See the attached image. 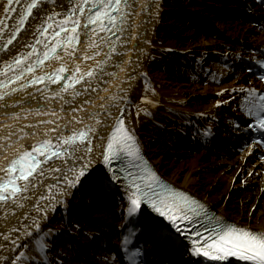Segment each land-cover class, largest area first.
<instances>
[{
    "label": "bare ground",
    "instance_id": "obj_1",
    "mask_svg": "<svg viewBox=\"0 0 264 264\" xmlns=\"http://www.w3.org/2000/svg\"><path fill=\"white\" fill-rule=\"evenodd\" d=\"M30 1L20 0V5L16 7V11L11 16L5 17L2 12L4 0H0V18L4 20V30L0 33L3 39L0 40V44L8 42L9 36L15 31V26L18 23L20 7H25L26 3ZM204 1L201 0L200 2ZM215 1L220 8L226 7L223 0ZM70 3L74 4L76 0H42L38 3L42 9L37 11L34 8L16 40L7 49L0 50V69H3L5 61H8L18 52L30 50L36 40L37 26L41 24L42 18H46L45 12L66 14ZM127 5L125 21L118 23L116 29H111L110 33H105L90 28V30L96 31V36H92L89 32L88 38H86L85 29H82L81 26L79 44L74 48L69 47L67 51L61 48L55 54L61 57L60 60H56L54 55L35 73L39 75L41 71L52 72L59 65H64L71 74L74 64L79 65L83 71L92 67L106 53H109L106 63L98 69L93 68V77L85 76L77 86L62 92L61 96L52 95V92L61 86L48 83L40 86L31 85L23 89L16 87L17 84L24 83L23 80L9 86L16 87L15 92L8 93L9 87L2 89L7 95L0 97V167L7 159H11L16 151H22L23 148L30 149L36 142L45 138L50 139L52 144L56 145L60 143L56 139L57 136L67 137L73 129L89 124L96 128V132L92 135L91 153L86 152L87 143H77L79 147L76 156L86 155L88 159L69 160L65 163V157L57 156L49 160L40 168V171L30 177L33 187L22 194L23 199L19 205L7 201L3 203V206H0V244H3V247H0V257L4 259L12 256L13 253L18 256L21 245H29L31 252L28 253L30 254L28 261L35 259L42 262L41 254L35 247L34 239L22 235L23 225H27L31 229L32 219L30 217L37 216L35 209L30 206L38 204L43 207L46 203L51 204L50 207L46 208V211L38 214L45 217L39 223L41 229L49 232V235L44 237L45 243L52 237L56 238L55 233L57 231L50 228L53 214L58 210L67 214L76 208L77 205L73 199L74 194L78 192L83 194L86 193L85 191L90 192L91 189H94L93 186H90L92 181L90 177L109 174V170L104 166L102 160L103 145L106 143V137L110 134L111 127L115 123V118L120 114L121 108L123 109L122 116L125 126L133 129L138 142L144 145L147 135L146 129L156 127L166 129V125L176 126L178 124L193 126L198 122H210V119L218 120L219 115L228 113L224 107L235 106L236 100L242 92L256 88L257 82L253 77L245 73L226 76L224 74H227V71L224 68L218 70L221 74L220 77L211 75L217 67L210 69L203 84L197 77L191 75L168 80L170 77L167 74H150V66L152 54L156 49L174 50L182 55L201 52L205 55L213 53L220 57H235L239 53H244L245 47L248 45L264 46V30L242 24L241 21L226 20L227 18L224 17L216 26L221 31V35L227 33L230 40H235L225 44L223 40L216 39L214 36L212 38L204 36V33L198 35L194 29L185 31V26H181L180 23H184L186 20L178 10L167 17L164 16L166 11L170 12V9L166 8V0H127ZM215 14L209 15L208 18H217ZM198 16L201 18L203 15L198 14ZM60 18L59 16L53 17L54 20ZM165 18L169 20L166 26L171 27L172 31L169 37L162 39L159 36V29L165 27ZM203 22V20L195 21L194 24L200 29L204 25L208 27V24ZM203 31L207 33L205 29ZM97 37H106V42L100 44ZM162 40H165V44H162L164 42ZM89 41L93 43L92 47L88 46ZM109 42L115 45V49L111 52L108 47ZM43 48L44 42L38 44L37 52L40 53ZM94 49H99L98 55L91 56L90 59L85 60L81 55V53L90 55ZM8 74L10 75V73ZM4 79L5 75L0 74V80ZM215 79L219 80L215 81ZM85 83L88 87H84ZM112 95L119 99L115 101L109 99ZM142 97L148 99L145 100ZM212 97L215 100H211ZM217 97L218 99H216ZM196 98L207 100L209 103H197L194 101ZM218 101L219 103H217ZM101 104L105 105V108L112 105L110 116L107 111L100 109L99 105ZM234 108L236 109V106ZM143 109H146L150 114H146ZM93 112L99 115V120L89 119ZM72 117L78 119L72 120ZM37 121H45V123H37ZM68 121L71 122L68 123ZM47 129H55V131L46 132ZM5 137H10L12 143L9 144L8 140L4 139ZM168 152L159 147L153 152L151 150L149 154L155 168L170 185L204 201L223 217L235 221L237 225L254 230H264V220L261 223L259 218L264 217V162L252 159L248 151L228 157L215 158L206 152L188 154L186 150L184 153L187 154H182L184 163L182 162L178 168L174 169L173 163L166 161L169 158ZM73 164L76 165L77 169L82 165L86 166L84 176L78 177L79 182L72 187L66 183L59 185L65 189V193L57 192L53 188L52 195L59 197L56 202L41 199L42 195L46 197L49 193L46 186L63 181L64 176L67 175L65 170L71 168ZM57 168L62 171H56ZM201 177L206 178L203 180L207 184L210 182L211 186H214L207 189L209 193L217 192L216 195L221 197V189H225V193L235 198L234 203H238V205H218L220 199L215 200L208 195L200 196L199 189L206 185L200 179ZM3 178L5 175L0 173V180ZM117 188L123 192L122 188L117 186L115 189ZM97 190L110 195V190L102 187ZM89 205L95 206V202ZM236 207L238 213L235 214L233 210ZM25 213L28 215L26 216ZM98 217H101L104 222L103 216L99 215ZM109 224L114 226L112 222ZM10 228L14 230L9 232ZM15 229H19V231ZM33 231L39 230L33 229ZM53 234L55 235L53 236ZM103 234H105L103 229H93L90 234L85 235L80 240L81 245L85 246L86 254L91 255V244H94L96 239ZM17 237H19V242L13 245V241ZM22 250L25 251V248ZM49 261L47 262L49 263ZM91 262L94 264H111L106 255L101 252Z\"/></svg>",
    "mask_w": 264,
    "mask_h": 264
},
{
    "label": "snow or ice",
    "instance_id": "obj_2",
    "mask_svg": "<svg viewBox=\"0 0 264 264\" xmlns=\"http://www.w3.org/2000/svg\"><path fill=\"white\" fill-rule=\"evenodd\" d=\"M259 2L264 4V0H259ZM19 5L20 0H4L2 7L4 16H11ZM127 7V0H76V3H70V7L66 10L67 14L45 12L46 18H42L41 24L37 26V45L44 42L45 35L48 36L49 40H52L53 37L55 39L50 44H45L41 53L37 52V45H32L30 50L18 52L4 62L3 69H0V74L5 75V79L0 80V97L7 95L2 89L21 79L24 83L17 84L16 87L23 89L27 85H35L41 83V81L52 82L54 77L55 81H61L63 86L53 91L52 95L61 96V93L70 87V82L75 84L83 80L85 76L93 77V68L98 69L106 63L109 53H106L92 67L83 71L79 65L74 64L71 74L68 76L61 75L69 71L63 65L57 71L51 73L41 71L40 75H36L34 69L41 68L43 61L49 59L57 48H64L67 51L69 47H75V42L79 37L77 29L81 23V15L84 17L85 37L88 38L89 32H91L92 36H96V31L87 28L88 24L94 25L99 31L110 33L111 29L118 27V23L125 21V9ZM34 8L37 11L42 9V6L38 4V0H31V2L26 3V7H20L15 31H19L20 27H23V22L28 13L33 12ZM58 16L61 18L58 20L53 19V17ZM104 21H107V23ZM109 25H111V28H109ZM49 26L51 31L45 33L43 30L49 28ZM3 30L4 20L0 18V33ZM119 30L122 31V29ZM14 35L15 32L9 36L7 43L0 44V50L7 49ZM2 39L3 36L0 35V40ZM97 39H99L100 44L106 42V37H97ZM88 46L92 47L93 43L89 41ZM108 47L110 52L115 49V45L110 42ZM98 52L99 49H94L90 55L86 53H81V55L87 60L91 56L98 55ZM55 59L60 60L61 57L55 55ZM257 63L264 65V59L258 60ZM261 78H264V73H262ZM16 87H9L8 93L15 92ZM84 87H88L87 83H85ZM117 87L119 86L117 85ZM248 92L250 95L256 94L260 97L258 101H254L252 108L248 111V115L255 117L254 123L259 125L260 130H264V94L257 93L255 89H249ZM109 99L115 101L119 98L112 95ZM142 99L147 100L148 98L142 97ZM152 103H155V101H152ZM99 107L102 111H107L109 116L111 115L112 105L105 108V105L101 104ZM73 111H76V109H73ZM120 111L122 112L123 109L121 108ZM143 111L146 114H150L146 109H143ZM53 115L55 114L53 113ZM77 119V117H72V120ZM89 119L99 120L100 117L93 112ZM70 122L68 121V123ZM37 123H45V121H37ZM48 131H55V129H47L46 132ZM95 132L96 128L89 124L73 129L71 135L67 137L57 136L56 139L60 143L55 146L47 138L36 142L30 149L21 146L23 150L16 151L12 158L7 159L3 166L0 167V173L5 175V179L0 181V206H3V203L7 201L19 205L23 199L22 194L27 192L30 187H33L30 177L40 171L43 161H46L48 156L54 152L58 156L65 157V163L69 162V160L88 159L86 155L76 156V151L79 147L76 141H81L82 143L86 141V152L91 153L92 135ZM259 134L261 143H264V131H260ZM4 139L8 140L9 144L12 143L10 137H5ZM41 149H43L42 152ZM38 153L42 155L43 160L37 158ZM102 156L108 164L109 174L92 178L99 187L106 190H114L117 186L122 188L129 204L128 212L130 214L136 213L138 220L139 217L144 215L141 208L143 202L146 205H150L152 210L158 213L160 217L170 222L165 225L163 221H160V228L156 235L165 244V250L151 262L145 259L142 244L129 248L127 238H125L123 246L127 254L123 259L127 260L128 264H170L166 253L178 235H183L184 238L191 242L192 254L210 257L213 261L219 262V264H234V262L235 264H264V230H254L246 226L238 227L234 223H225L222 217H209L207 212L203 210L204 204L195 197L162 183L156 173L144 162L141 146L138 143L135 132L125 126L123 116L118 115L115 118V123L112 125L111 132L106 137V143L103 145ZM125 161H127V164L124 163ZM133 161H138L139 163H133ZM129 168L134 169V171H129ZM85 170L86 166L82 165L77 169L76 165L73 164L71 168L65 170L67 175L64 176L63 181L46 186L49 189V193L46 197L42 195L41 199L50 202L58 201L59 197L52 195V189L55 188L57 192L65 193V189L59 185L66 183L69 187L74 186V184L79 182L78 177L84 176ZM56 171L60 172L62 170L57 168ZM85 179H88V177H85ZM50 206V203H46L43 207L38 204L31 205L30 207L35 209L37 216L30 217L32 219L31 229L27 225H23L24 231L22 235L34 239L35 247L39 250L42 257V264H47L48 261V255L45 252L48 245L45 243L44 237L49 235V232L40 228L39 221L45 217H41L38 214L46 211V208ZM5 211H7V208H5ZM25 215L27 216L28 213H25ZM201 217H203V222ZM139 222L143 223L144 221ZM33 229H38L39 231L34 232ZM13 230L10 228L9 232ZM15 230L19 231V229ZM4 235L7 236V234ZM18 242L19 237L13 241V245ZM0 247H3V244H0ZM26 247L27 245H21L18 256L13 253L7 259L0 257V264H9V261H11V264H28L30 254L22 250ZM182 251L187 252L188 248L185 247Z\"/></svg>",
    "mask_w": 264,
    "mask_h": 264
},
{
    "label": "rangeland",
    "instance_id": "obj_3",
    "mask_svg": "<svg viewBox=\"0 0 264 264\" xmlns=\"http://www.w3.org/2000/svg\"><path fill=\"white\" fill-rule=\"evenodd\" d=\"M201 0H166V8L170 9V12H165L164 16H169L172 12H175L176 10H178L179 12H181V14L183 15V17H186L189 15L191 16L192 13H202L204 14V16L207 18V15H212V13L215 11V9L217 8V5L215 6L214 4L208 2V1H204V2H200ZM203 1V0H202ZM213 2V1H211ZM214 3V2H213ZM209 19V18H207ZM212 20V26H216L219 22L213 19ZM167 22H169V20L167 18H165L164 23H165V27L164 28H160L159 29V33H160V37L162 39H165L167 37L170 36L171 34V27H167ZM181 26H185V31L189 30L192 26H189V23L184 21V23H180ZM214 24V25H213ZM193 29V28H191ZM226 36H229L226 34ZM172 37V36H171ZM217 39L223 40L224 42H228V39L224 38V37H219L217 36ZM162 44H165V40ZM199 52H194L192 54H190L189 56L186 55H182L180 52L174 51V50H167V49H156L154 50V53L152 54V64L150 66V74H154V73H161V74H167L169 75L170 79L171 78H180L181 75L186 74L187 72H189L190 69V63L192 65H196L197 64V58H199L200 56H198ZM185 56L187 58H185ZM159 60V62L157 61ZM203 64H205V62L202 60H200ZM187 70V71H186ZM215 100L214 97L211 98V100ZM217 99V98H216ZM194 101H197V103H201V104H207V102L209 103V101H205L204 99L201 98H196V100L194 99ZM168 125L165 126L166 129H168ZM174 128V127H173ZM147 130V135L145 136V140L144 144L146 146V151H148V153L152 150V152L154 150H156L159 147H162L164 150H166L168 152L169 158L166 159L167 162H172L173 163V167L174 169L178 168L182 162L184 163V158L180 155L181 154V148H179V146L177 145V143L172 139V134L168 135L165 133H169L166 132L164 128H159L156 127L154 129H146ZM200 179H204V177H201ZM206 180V178L204 179ZM203 180V181H204ZM206 183L205 187H202L199 189L198 193L200 196H205L208 195L210 197H212L215 200H219V204L218 205H235L237 206L238 203H234V199L232 198L231 195H227L225 193V189L222 190L221 189V197L219 195H216V193H209L207 191V189L209 187H214L211 186V183L209 182L207 184L206 181H204ZM236 182V181H234ZM86 193H75L74 194V200H76L77 204L79 203V206L82 207V209H87L86 207L89 206V204L91 203V200H93V195L94 192H92L89 196L88 192L85 191ZM82 194V195H81ZM80 199L83 200V203L80 202ZM254 208V207H253ZM236 209H238L237 207L234 208L233 211H235V214L238 213L236 212ZM64 213L63 211H56L53 214V219L51 220V226L50 228L53 229L54 231H59V232H63V233H70V230L73 233H78V234H85L86 232H88L91 229V220L88 218L90 216V218L94 219V215L91 214H82L83 212H79L80 214H76L73 212H68L67 216H68V220L65 221L64 220ZM88 216V217H87ZM238 218V217H237ZM255 218V216H254ZM261 219V223L264 220V217H259ZM253 219V218H252ZM259 219V220H260ZM110 219H107L106 222H109ZM108 224V223H106ZM251 224H254V222H251ZM256 224V222H255ZM109 225V224H108ZM61 234V233H60ZM58 239H52L50 242L51 245V250L46 251V253L48 252V254L50 253V256H52L53 254L58 256L61 260H62V264L64 263H71V264H75L74 262H71L68 257H71L73 255L72 250L70 249V246L68 245L67 242L65 241H60ZM62 243V244H61ZM65 243V244H64ZM26 253L31 252L29 245H27V247L25 248ZM47 254V255H48ZM28 264H37L33 261H31L30 263L28 262ZM59 264V263H58ZM61 264V263H60Z\"/></svg>",
    "mask_w": 264,
    "mask_h": 264
}]
</instances>
